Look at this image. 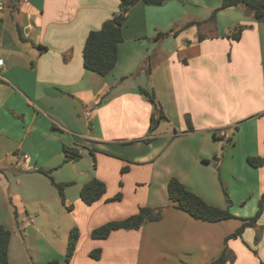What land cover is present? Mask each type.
<instances>
[{"label":"crops","instance_id":"0c3cea01","mask_svg":"<svg viewBox=\"0 0 264 264\" xmlns=\"http://www.w3.org/2000/svg\"><path fill=\"white\" fill-rule=\"evenodd\" d=\"M3 1L0 226L11 231L10 263L64 260L78 227L68 264H212L243 219L256 215L264 193V165L249 163L264 157V22L243 6L218 10L223 0H140L128 12L116 66L101 75L84 66L85 42L119 11L120 0ZM222 129L231 140L220 137ZM64 146L82 159L65 161ZM40 169L69 183L64 200ZM94 177L107 192L88 205L80 193ZM172 177L235 218L205 222L177 209L168 193ZM118 193L122 198L111 200ZM16 202L17 217L26 212L24 230L13 220ZM32 205L39 227L31 225ZM143 206L160 208L161 219L92 237ZM258 225V254L256 229L248 227L229 240L236 256L229 264L264 263V213ZM32 238L34 250L25 243Z\"/></svg>","mask_w":264,"mask_h":264},{"label":"trees","instance_id":"16d2710c","mask_svg":"<svg viewBox=\"0 0 264 264\" xmlns=\"http://www.w3.org/2000/svg\"><path fill=\"white\" fill-rule=\"evenodd\" d=\"M119 11L116 12L110 19L106 20L102 27L97 30L90 31L87 36L84 46V66L88 70L99 73L101 75L109 74L116 66L119 58V45L124 40V26L128 17L129 10L140 0H120ZM149 4H161L164 0H143ZM232 6H243L248 9L258 21L264 22V0H223V4L220 9H226ZM218 9V10H220ZM217 10V11H218ZM213 14L212 18L215 17ZM236 39L240 38V33L235 34ZM141 91L148 95L150 100L154 103L155 111H160L158 103L155 101L153 95L147 93L145 89ZM159 118H163L164 115L160 112ZM159 118L153 116V126H156ZM189 128L192 129L191 123ZM231 140V139H230ZM64 153L66 156L65 161L77 162L82 159L83 155L75 147L64 146ZM249 163L253 166L260 167L264 165V157H250ZM127 170L123 168V172ZM40 172L48 175L55 186L59 189L61 196L64 200V191L69 183H57L51 175V171L39 170ZM107 192L106 183L94 177L89 180L81 189V199L88 205H92L99 201ZM169 198L174 202L177 209L187 212L193 218L205 222H220L228 219L235 218L229 209L220 208L209 204L200 195L189 189V187L183 183L177 177H172L168 184ZM122 194L118 193L111 200H120ZM70 208V207H69ZM264 213V193L261 196L259 202V209L255 216L243 219V224L225 240V247L219 257H217L212 264H229L235 261V254L228 245L230 239L242 237L244 231L248 227L257 228V235L255 237V244L259 245L263 237V227L259 226V220ZM161 209H155L149 206H143L139 211L127 218L121 220L109 221L92 231V237L94 239H106L109 235L120 229L132 230L139 229L145 223L151 221H158L161 219ZM80 237V231L78 227H74L71 230L68 247L64 260L54 258L43 264H68L73 258L77 249V243ZM11 242V231L4 226L0 227V264H11L9 258V247ZM258 254V250L254 249ZM101 249H95L91 251V256L98 259L101 257ZM264 264V263H263Z\"/></svg>","mask_w":264,"mask_h":264},{"label":"rangeland","instance_id":"374dc122","mask_svg":"<svg viewBox=\"0 0 264 264\" xmlns=\"http://www.w3.org/2000/svg\"><path fill=\"white\" fill-rule=\"evenodd\" d=\"M3 1V0H2ZM220 10H222V9H220ZM217 11V10H216ZM245 11H248V9H245ZM218 12V11H217ZM216 12V13H217ZM214 14V13H213ZM165 34H168V33H165ZM9 166H14V168L15 169H19L20 168V166H22V165H19V164H17L16 162H10L9 163ZM263 166V165H262ZM65 192V191H64ZM12 197V196H11ZM12 200H11V198L8 200V202L10 203ZM16 201V200H15ZM60 203V202H59ZM14 207L12 208L13 209V212H12V216H13V220H14V223H15V226L16 227H18V224H17V221L19 222V227L20 228H22V230H24V227H27V223H26V221H24V219H23V217H21L22 216V214H26V212L25 211H23V212H21V215H19V218L17 217V210H18V205H17V202L16 203H14V205H13ZM34 205H32L30 208L32 209V210H30V214H32L33 215V217H35L36 218V224L34 223V224H31V225H36L37 227H39L40 226V222H42L41 220V216H39L38 217V215H36V211H37V209H36V207H34ZM20 210V209H19ZM47 222V221H46ZM64 225V224H63ZM1 227V226H0ZM63 227V226H62ZM64 227H65V225H64ZM6 228V227H5ZM252 228H255V227H252ZM256 229V232H257V228H255ZM256 235H257V233H256ZM25 243H26V248L27 249H33L34 250V248H35V243H34V240H33V238L32 239H29L27 242L25 241ZM28 246H29V248H28ZM68 247V242H67V244H66V247H65V255H66V251H67V248ZM26 249V250H27ZM253 249V248H252ZM254 249H257L258 250V245H256L255 243H254ZM253 249V251L255 252V250Z\"/></svg>","mask_w":264,"mask_h":264},{"label":"built area","instance_id":"2783aa9c","mask_svg":"<svg viewBox=\"0 0 264 264\" xmlns=\"http://www.w3.org/2000/svg\"><path fill=\"white\" fill-rule=\"evenodd\" d=\"M5 7V2L4 1H0V9L4 8ZM4 60L1 58L0 59V66L3 64ZM86 115L89 117L91 115V110L88 109L86 111ZM155 118H159V114H156L155 115ZM220 137L225 140V141H229L231 139V136L229 135V133L225 130V129H222L220 130V133H219ZM20 159H27L28 158V155L27 154H22L19 156ZM30 221L31 222H34V218H30Z\"/></svg>","mask_w":264,"mask_h":264},{"label":"water","instance_id":"95a60500","mask_svg":"<svg viewBox=\"0 0 264 264\" xmlns=\"http://www.w3.org/2000/svg\"><path fill=\"white\" fill-rule=\"evenodd\" d=\"M50 91H53V90H55V89H49Z\"/></svg>","mask_w":264,"mask_h":264}]
</instances>
